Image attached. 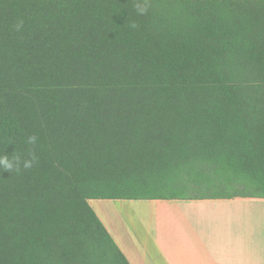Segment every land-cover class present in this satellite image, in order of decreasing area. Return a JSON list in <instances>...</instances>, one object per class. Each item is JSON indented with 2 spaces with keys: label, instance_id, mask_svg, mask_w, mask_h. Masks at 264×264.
<instances>
[{
  "label": "trees",
  "instance_id": "obj_1",
  "mask_svg": "<svg viewBox=\"0 0 264 264\" xmlns=\"http://www.w3.org/2000/svg\"><path fill=\"white\" fill-rule=\"evenodd\" d=\"M134 4L0 0V264H129L91 199L264 198V0Z\"/></svg>",
  "mask_w": 264,
  "mask_h": 264
},
{
  "label": "crops",
  "instance_id": "obj_2",
  "mask_svg": "<svg viewBox=\"0 0 264 264\" xmlns=\"http://www.w3.org/2000/svg\"><path fill=\"white\" fill-rule=\"evenodd\" d=\"M93 200L90 206L129 264L155 263L128 227L114 222L109 211L116 207L129 206L137 215L149 207L153 244L164 264H264V198Z\"/></svg>",
  "mask_w": 264,
  "mask_h": 264
},
{
  "label": "rangeland",
  "instance_id": "obj_3",
  "mask_svg": "<svg viewBox=\"0 0 264 264\" xmlns=\"http://www.w3.org/2000/svg\"><path fill=\"white\" fill-rule=\"evenodd\" d=\"M95 202L96 201L93 199L89 200V204L93 205L94 207L96 204ZM133 204L138 203L135 202ZM97 211L100 216L103 215L101 211ZM109 214L114 216V222H117V224L120 226L126 225L128 227V233L135 239L137 243H140L148 250L147 254L151 256L152 261L155 264H164L161 258L157 255L153 244V221L152 212L149 207H142L140 209L138 214L140 217H138L134 209L129 208V206L126 207V210L124 211H121L116 207L115 209H111ZM102 217H104V215ZM149 261L151 260L149 259L148 262Z\"/></svg>",
  "mask_w": 264,
  "mask_h": 264
},
{
  "label": "clouds",
  "instance_id": "obj_4",
  "mask_svg": "<svg viewBox=\"0 0 264 264\" xmlns=\"http://www.w3.org/2000/svg\"><path fill=\"white\" fill-rule=\"evenodd\" d=\"M151 4L150 0H135L134 9L138 15H146L149 11ZM22 26V21L16 24V29L19 30ZM130 28L135 29L137 25L131 23ZM38 137L31 135L27 138V144L34 145L37 142ZM36 155L34 152H30L27 157H22L19 154L7 155L0 154V171L19 172L21 168L30 169L36 162Z\"/></svg>",
  "mask_w": 264,
  "mask_h": 264
}]
</instances>
